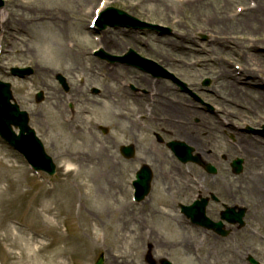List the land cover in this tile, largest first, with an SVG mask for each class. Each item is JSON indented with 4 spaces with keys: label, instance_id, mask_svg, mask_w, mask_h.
<instances>
[{
    "label": "rangeland",
    "instance_id": "obj_1",
    "mask_svg": "<svg viewBox=\"0 0 264 264\" xmlns=\"http://www.w3.org/2000/svg\"><path fill=\"white\" fill-rule=\"evenodd\" d=\"M3 1L5 6L0 9V81L12 85L16 102L22 110L29 112L34 126L38 122L44 125L43 119H49L52 124L53 115L50 111L44 110L46 116L42 118L38 115L40 107L36 106L34 97L37 90L50 89L55 73L71 77L76 84L79 83V77L84 75L82 71L75 70L74 67L78 66L76 63L84 62L87 74L99 67L100 62L92 57L91 52L103 36L89 28L100 3H104L103 8L114 6L143 22L160 26L162 31L159 32L139 30L135 36L126 38L119 34V37L113 38L126 42L143 56L163 65L164 70L172 73L180 83L187 84L185 91L170 78L159 79L148 74L149 80L158 83L160 88L167 89L169 85L175 87L184 108L193 105L200 112L197 117L186 115L184 120L199 127L198 136L203 143L208 142L209 147L200 149L196 141L187 140L194 143L195 150L201 156H205L204 151L212 150V159L209 155L203 157L219 170L217 181L218 190L221 191L218 193L220 200L228 206L239 205L248 210V224L254 230L261 231V236L264 235V221L253 219L257 210L261 215L264 212L262 206L257 208L253 204L260 198L252 192L254 185L264 188L263 184L258 185L256 182L264 176V163L260 161L254 164L237 145L240 143L238 137H247L252 140L250 148L262 157L264 155L263 148L256 147L260 145L258 139L264 142V109L254 112L252 108L255 106L254 99L262 97L264 101V0ZM258 8L257 19L247 17L248 13ZM3 14L9 18L6 23L2 21ZM110 30L129 31L125 28H108L106 32ZM174 41L180 42L183 48H171L170 43ZM126 44H122L121 48L124 49ZM247 65L251 66H248L249 69L255 68V80L261 84H240L250 79L244 70ZM28 66L34 70V74L25 79L11 74L12 68ZM224 69L232 72L238 82L231 81L233 76L221 77L219 74ZM136 71L147 74L138 69ZM207 79L211 82L209 86L204 85ZM130 83L150 92L149 87L140 88V84L134 80ZM45 106L53 108L48 100ZM111 112L109 109L110 118L104 119L107 125L114 121L115 115ZM235 113L238 115L235 116ZM63 115L64 112L60 118ZM79 118L82 117H76ZM203 118L212 126L217 123L221 130L212 135L209 130L204 131L206 129L201 125ZM91 120L90 123L88 120L87 137L80 133L77 136L64 135L58 139L57 147L65 148L69 155L63 156L66 154L63 150L49 151L58 168L54 176L32 172L22 156L0 137V264H10L5 258V225L10 231L14 230L13 233L19 231L17 235L21 243L24 237L27 239L34 234L46 236L41 240L49 246L43 254H57L58 264H94L102 253L106 256L105 264H147L145 256L149 243L153 244V256L157 260L168 257L173 264H252L246 260L248 254H253L254 260L264 264L262 239L261 245L259 241L246 238L249 248H236L234 245L237 242L234 241H229L233 246L231 248H212L211 241L201 249L186 246L187 238L192 239V244L199 242V237L196 232L185 229L175 220L177 212L174 211L169 219L154 214L165 213L158 204L159 181L155 184V194L141 205H134L130 201L127 184L133 176L129 170L139 169L144 163L156 168V148L163 154L166 152L170 158L171 152L153 137L155 149L146 155L140 154L144 162L134 163L131 168L118 169L115 155L105 159L98 145L112 143V140L107 135L98 136L91 127ZM152 127L153 132H160L156 124ZM90 128L97 139L88 137L91 136ZM163 138L168 141L171 136L165 134ZM151 144H146L145 150L150 151ZM76 153L80 155L79 160L73 161L70 155ZM168 156L164 166L162 164L167 172L175 167ZM262 157L261 160H264ZM236 159L244 162L243 172L238 175L230 169ZM69 161L75 170L66 167ZM179 164L188 172H199L195 168L196 164ZM175 173L169 172L172 177L167 187L174 188ZM204 176L205 186L209 183L208 179L212 178L203 173ZM260 197H263L261 193ZM48 202L52 203L53 224L48 223L39 212L42 205Z\"/></svg>",
    "mask_w": 264,
    "mask_h": 264
},
{
    "label": "flooded vegetation",
    "instance_id": "obj_2",
    "mask_svg": "<svg viewBox=\"0 0 264 264\" xmlns=\"http://www.w3.org/2000/svg\"><path fill=\"white\" fill-rule=\"evenodd\" d=\"M122 50L123 49L119 46L114 49H110L108 52L113 55H121L123 54ZM94 57L100 62L99 68L90 72V74H87L85 63H76L78 66L75 65V70L79 72L82 71L84 78L80 79L79 83L69 85L68 90L59 85L57 81H54L53 85H50V89L47 91L48 94L44 96L43 101L45 102L47 99L50 106L53 105V108L49 109L47 108L48 106L38 107L40 109L38 110V115H40L41 118L46 114L44 110L47 112L50 111L53 115L51 120L52 124L49 119H43L45 121L44 125L41 122L36 123L35 126L33 125L39 138L44 142L46 149L48 148L47 151L57 152L63 150V152L66 153L67 150L65 148L57 147L56 143L58 139L62 138L64 135L77 136L80 133L85 137L89 130L88 120L90 123V119H92L91 122H93V124L91 127L96 131V134L98 136L107 135L108 138L112 140V143H107L106 145L98 144L100 148H102L101 150L103 154L101 155L108 154L113 157L115 155L117 158L116 166L118 169H120V167L131 168L134 163L145 161L143 160L144 157L140 155L141 153H145L146 155L147 152H152V150L155 149V145L153 143V137H155L156 142L164 144L172 154V157L170 158L166 152L163 154L160 149L156 148V168L152 164H143L149 165V170H151L150 173H152L151 191L148 197L155 194V184L158 181L160 182V189L157 191L158 204L163 207V211L166 213L159 212L164 214L161 215L158 212H155V215L162 218L165 216L169 219L171 213L178 211L180 218L186 222L184 225L185 229L190 228L193 232H196L200 236L213 237L212 241L216 245L213 244L212 248H231L233 247L230 244L232 241H234V243L237 242L234 245L236 248H249L246 244V238L259 242L261 241L260 239L264 241V235L261 236V231H258V229L254 230V227H250L248 224L246 217L248 210L246 211V219L244 217L243 225L240 223L233 224L223 221L222 225L216 229H206L190 224V220L186 216V213H183L184 208L193 205V203L197 200L201 203L202 198L208 199L204 207L206 215L215 222L220 221L221 213L223 211L222 209H224V206H228V204L222 202V200H220V196L218 195L220 190H218L217 174L212 175L208 173L202 165L197 164L195 168L199 170L198 173L194 172V170H192V172H188L184 167H180V162L171 151L170 143L181 140L178 136L181 133L175 131L176 129L174 127L169 128L170 125H161L159 124L160 121H155L149 114L150 110H148V105L145 107L146 103L142 105L141 103L138 104L137 101L130 99L129 95H125L126 92L131 94H148L149 92L147 89L141 90L137 87V85L135 86L130 83L131 80H134V82L140 84V88L142 86L150 88L148 74H140L136 71V69H131V67H129V65L127 66L125 63L109 62V60L102 59L98 55H95ZM140 107H142L144 111H141ZM206 107L212 111L209 106ZM109 109H111L113 116L115 115L113 124H110L111 126L107 125L104 120L105 118H110ZM63 112L64 117L60 118ZM177 116L181 117L182 113L178 112ZM76 117L82 118L76 119ZM170 123L176 126L181 122L179 121V118H176L174 122ZM153 124L160 127V132H153V129H151ZM112 132L115 133L113 134ZM90 133L91 136L88 137H94L97 139V137H95L96 135H93L94 133H92L91 128ZM165 134H167V136H171V139L165 141L163 138ZM151 138L152 144L149 147L150 151H147L148 149L145 150V147L146 144L148 145L151 143L149 141ZM49 143L50 145L48 146ZM143 150H145V152ZM211 152L212 150H209L208 152L205 151V156L209 155L208 157L211 158V154H213ZM66 155L69 154L66 153L63 156ZM70 156H72V158H78L80 155L76 153L73 155L71 154ZM167 156L172 159L175 165V167L169 171L171 174L175 173L174 170H176V180L173 178L176 182L173 185L174 188L170 186L167 187V182L169 181V178L172 177V175H170L169 172L163 168L166 163ZM136 170L139 169L133 168L132 170H129L131 175L133 174L127 182L129 186L132 184L133 178H135L137 173ZM203 173L212 178L211 180L208 179L209 183L205 186L203 184L206 182V176L203 177ZM209 185L213 188V190ZM222 191L225 192L226 189H222ZM213 196H215L218 200L214 199ZM258 206L256 205L257 208ZM230 207H233V205ZM167 211L171 213H168ZM258 212L259 211L257 210L256 217L253 219L256 221L258 220V222H260V220L264 221V214L261 215V213ZM240 240H243V242H240ZM259 246H257V248H259ZM150 247L152 248V246ZM192 248H198V246H192ZM261 248H263V246Z\"/></svg>",
    "mask_w": 264,
    "mask_h": 264
},
{
    "label": "bare ground",
    "instance_id": "obj_3",
    "mask_svg": "<svg viewBox=\"0 0 264 264\" xmlns=\"http://www.w3.org/2000/svg\"><path fill=\"white\" fill-rule=\"evenodd\" d=\"M102 5V4H101ZM100 5L99 9H102V6ZM104 5V4H103ZM106 8V7H105ZM103 8V10L105 9ZM258 11L259 8L256 9L255 12L252 11V13H248L247 17L249 18L250 16L254 19H257L258 16ZM254 13V14H253ZM2 21H4L5 23L8 21L9 18H7L6 15H2L1 16ZM44 19V18H43ZM124 35L126 36V38H128V36H135V34H137V32L134 31H119V32H113V31H108L102 34V39L100 44H103V50L105 49L106 51H110V49H114L116 47H121L122 44H126V42L124 43V41L122 40H118L113 38L114 36H120ZM186 38V37H185ZM180 42L178 41H174L173 43H170V47L171 48H183L181 44H179ZM127 46H129L128 44L125 45V48H128ZM247 65V67L244 68L245 71H247L250 79H246L242 82H240V84L244 85H249L252 86L254 84H261V82H257V80H255V72H257L255 70V68L253 69H249ZM251 67V66H250ZM257 69V68H256ZM221 77H226V76H233L232 72L224 69V71H221L219 74ZM234 77V78H233ZM232 80L233 82H238V78L233 76ZM233 82H231L232 85H235ZM150 83V92L148 94H131L129 92H126L125 95H129L130 99H133L135 101L138 102V104L141 103L144 104H148V110L149 114L151 117H153V119L156 121H160L159 124L161 125H170L169 128L174 127L179 133L178 136L179 138L186 142L188 145L193 146L194 143H191L190 141L195 142L196 141V145L199 147L201 146V148H206L209 145L208 142L205 141V143H203L202 139L199 138L198 136V132H199V127L194 125L193 123H191L190 121H185L184 119L185 116H189L190 117H197L200 112L197 110L196 107H193V105H189L190 108L187 107V105L184 108V103L183 100L181 98V96L179 94H177L176 92V88L169 85L168 88H163V87H159V84L154 83L153 81L149 80ZM264 84V82H262ZM255 102V106H250L254 109V112H258L259 110L264 109V101L262 99V97H260L258 100L254 99ZM244 107V105H243ZM258 109V110H257ZM141 111H144L142 109V107H140ZM138 112H139V108H138ZM137 112V113H138ZM181 112L182 116L178 117L177 113ZM233 113V112H232ZM234 115V114H233ZM238 115L237 113H235V116ZM176 118H179V121L181 122L180 124L178 123V125L174 126L172 123L170 122H174L176 120ZM232 121V120H231ZM201 125L206 129L204 131L209 130V134H213L214 132H216L217 130H221L219 125L217 123H214L213 126L211 125V123L207 120H205L204 118L201 120ZM187 138L190 140H187ZM240 140V143L238 142V149L241 150V152H244V156H246V158H250L251 161L254 162V164H256L257 162L263 161L261 160V155L259 152L255 153L252 148H250L252 146V140H250L247 137H238ZM258 142H260V145L257 144V146L262 147L264 150V142L258 139ZM194 147V146H193ZM109 159L110 155L106 154L105 155V159ZM264 158V155L263 157ZM106 164H108L105 161ZM111 166H113L111 164ZM251 166V165H250ZM258 178V177H256ZM256 181V180H253ZM258 182L257 184H263L264 185V176L263 177H259V179L256 181ZM252 192L257 195L258 197L261 199H258V202H253L254 205H259L262 206L263 212H264V188H258L257 186H253ZM260 193L263 195V197H260ZM51 202H48L46 204H43L41 209H40V214L43 215L46 218V221L48 223H52V221H54L52 219V208H51ZM256 207V206H255ZM1 226V225H0ZM7 225L4 226V236H3V240L5 242H7V249H6V254H5V258L8 259L10 261V264H58V255L55 254V256L53 254L50 253V255H46L43 254V251L46 249V247L49 246L48 243H44V241H42V237H46V236H42L41 234H34L33 236H30L26 239V237L23 238V243H21L19 241V236L17 235V233H19L18 231L17 233H13V231H10V228ZM1 231V228H0ZM21 233V232H20ZM23 237V236H20ZM191 240L192 239H186L185 243L186 246L187 245H191L190 247L192 248V246H200L201 243H195V244H191ZM214 245H216L215 243H213ZM37 246V247H36ZM65 255V254H64ZM63 256V254L61 255Z\"/></svg>",
    "mask_w": 264,
    "mask_h": 264
},
{
    "label": "water",
    "instance_id": "obj_4",
    "mask_svg": "<svg viewBox=\"0 0 264 264\" xmlns=\"http://www.w3.org/2000/svg\"><path fill=\"white\" fill-rule=\"evenodd\" d=\"M100 29H105L108 26H126V27H136V28H148V29H159L157 26L143 23L136 18L130 16L124 11L117 9H108L99 20ZM133 53V52H132ZM146 63H150L155 66L151 60L141 59ZM14 74L18 76H26L32 73L31 69H14ZM9 84L0 83V134L2 137L7 139L13 146L24 152L30 163L37 170H46L48 173L53 175L55 173V165L51 157H49L41 144V142L35 137V133L28 127L29 117L26 112H21L17 105H11V91ZM15 125L20 127L22 134L27 132V135L22 138L15 136L11 131V126ZM243 161L238 159L234 162L235 173H240L243 170ZM104 259L101 257L96 264H103ZM164 264H171L166 262Z\"/></svg>",
    "mask_w": 264,
    "mask_h": 264
}]
</instances>
